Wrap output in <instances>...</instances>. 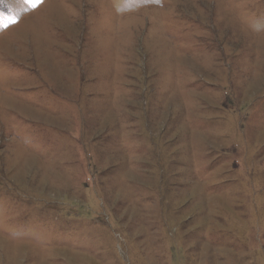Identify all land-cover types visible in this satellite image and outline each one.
Returning a JSON list of instances; mask_svg holds the SVG:
<instances>
[{
  "label": "rangeland",
  "instance_id": "obj_1",
  "mask_svg": "<svg viewBox=\"0 0 264 264\" xmlns=\"http://www.w3.org/2000/svg\"><path fill=\"white\" fill-rule=\"evenodd\" d=\"M0 264H264V0H0Z\"/></svg>",
  "mask_w": 264,
  "mask_h": 264
},
{
  "label": "snow or ice",
  "instance_id": "obj_2",
  "mask_svg": "<svg viewBox=\"0 0 264 264\" xmlns=\"http://www.w3.org/2000/svg\"><path fill=\"white\" fill-rule=\"evenodd\" d=\"M34 2H35V0H34ZM9 23H16V20H15V19H11V20L9 21ZM2 26L6 27L7 24L4 23V24H2Z\"/></svg>",
  "mask_w": 264,
  "mask_h": 264
}]
</instances>
